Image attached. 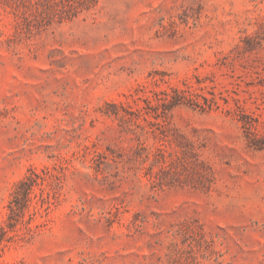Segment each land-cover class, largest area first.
<instances>
[{
  "label": "rangeland",
  "instance_id": "1",
  "mask_svg": "<svg viewBox=\"0 0 264 264\" xmlns=\"http://www.w3.org/2000/svg\"><path fill=\"white\" fill-rule=\"evenodd\" d=\"M0 264H264V0H0Z\"/></svg>",
  "mask_w": 264,
  "mask_h": 264
},
{
  "label": "trees",
  "instance_id": "2",
  "mask_svg": "<svg viewBox=\"0 0 264 264\" xmlns=\"http://www.w3.org/2000/svg\"><path fill=\"white\" fill-rule=\"evenodd\" d=\"M33 175H35V178L33 175L26 176V178L20 182L16 190L13 194V200L10 202V209L12 211V215L10 218L13 219V217L18 214V212L15 211L13 206H19L21 202V206H19V215L23 214L24 210L27 209V206H29L31 202V194L33 192V188L35 185L38 184V180L40 179V175L35 174V172H32ZM13 221L17 222V219H13Z\"/></svg>",
  "mask_w": 264,
  "mask_h": 264
}]
</instances>
